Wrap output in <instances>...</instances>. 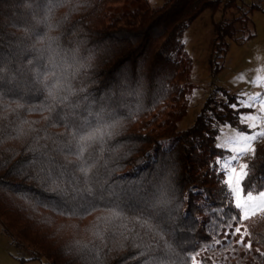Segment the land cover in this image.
I'll return each instance as SVG.
<instances>
[{
  "label": "trees",
  "instance_id": "16d2710c",
  "mask_svg": "<svg viewBox=\"0 0 264 264\" xmlns=\"http://www.w3.org/2000/svg\"><path fill=\"white\" fill-rule=\"evenodd\" d=\"M237 1L0 0V224L33 252L20 263L264 264V214L230 219L216 164L217 125L251 108L219 87L225 102L208 96L177 128L182 35L205 9L236 8L213 20L216 75L260 8ZM254 148L246 183L258 192L264 142Z\"/></svg>",
  "mask_w": 264,
  "mask_h": 264
},
{
  "label": "rangeland",
  "instance_id": "374dc122",
  "mask_svg": "<svg viewBox=\"0 0 264 264\" xmlns=\"http://www.w3.org/2000/svg\"><path fill=\"white\" fill-rule=\"evenodd\" d=\"M147 1L152 7L160 6L164 2V0ZM237 3H255L260 8L251 13L250 21L245 29L236 25L238 29L235 36L227 39L229 45L227 52L218 59L221 69L216 75H212L209 65L214 38L213 20H219L222 17L232 18L237 14L236 8L227 9L224 14L221 10L212 12L210 9H205L182 35L185 57L188 59V71L184 83H189L190 89L185 98L186 113L177 121L178 129H184L193 122L208 96H212L217 102L227 100V96L218 89L219 87L235 95L232 105H237L236 108L244 107L241 106L240 101L248 102L250 96L261 94L257 97L254 107L239 114L237 125L228 123L217 125L216 144H224L225 147L221 148L227 151L218 159L232 155L227 142L237 133L251 135L261 131V122H257L256 128H250L248 125L253 122L241 123V117L258 115L259 101L264 99V0H238ZM257 77L260 78L259 82ZM241 124L246 128H239ZM262 142L264 137L254 141L252 147ZM249 154L243 156L239 162L246 163ZM32 253L29 249L16 246L13 238L3 231L0 224V264H22L19 258H29L33 256ZM37 261L47 262L45 258L40 257V260L26 261L23 264H38Z\"/></svg>",
  "mask_w": 264,
  "mask_h": 264
},
{
  "label": "snow or ice",
  "instance_id": "6c2138e0",
  "mask_svg": "<svg viewBox=\"0 0 264 264\" xmlns=\"http://www.w3.org/2000/svg\"><path fill=\"white\" fill-rule=\"evenodd\" d=\"M257 77V82H259ZM261 94L257 93L256 96H250L248 102L240 101L241 106L254 107L257 97ZM231 107L236 108L237 105L233 104ZM249 123L250 128H256L257 122H261V131L254 132L251 135H245L243 133H237L235 137L227 142L230 146L229 150L232 155L228 158H221L216 161L219 172L224 176L221 183L225 186L229 196L234 200V207L238 211L230 219L233 220H246L250 218V215H255L257 212L264 213V190L254 194L252 190L248 188L247 181L250 177L249 165L247 163H240V159L249 154L254 155L255 148L252 147L254 141H257L260 137H264V99L259 101V114L256 116H242L241 123ZM217 147H225L224 144H218ZM264 187V185H261ZM241 228L236 227L232 233H224L225 238L230 235L240 233ZM243 239L237 241L242 243ZM219 243V241H217ZM245 247H251L250 244ZM193 264H203V262H197L195 257L192 258Z\"/></svg>",
  "mask_w": 264,
  "mask_h": 264
},
{
  "label": "crops",
  "instance_id": "0c3cea01",
  "mask_svg": "<svg viewBox=\"0 0 264 264\" xmlns=\"http://www.w3.org/2000/svg\"><path fill=\"white\" fill-rule=\"evenodd\" d=\"M38 264H42V262L40 263L39 261H37ZM23 264V263H22Z\"/></svg>",
  "mask_w": 264,
  "mask_h": 264
}]
</instances>
